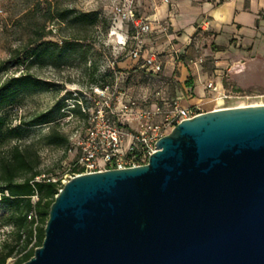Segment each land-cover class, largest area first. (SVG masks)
Listing matches in <instances>:
<instances>
[{"label": "water", "instance_id": "1", "mask_svg": "<svg viewBox=\"0 0 264 264\" xmlns=\"http://www.w3.org/2000/svg\"><path fill=\"white\" fill-rule=\"evenodd\" d=\"M21 264H264V103L200 112L146 163L69 178Z\"/></svg>", "mask_w": 264, "mask_h": 264}, {"label": "rangeland", "instance_id": "2", "mask_svg": "<svg viewBox=\"0 0 264 264\" xmlns=\"http://www.w3.org/2000/svg\"><path fill=\"white\" fill-rule=\"evenodd\" d=\"M47 1V2H46ZM123 0H0V83L12 75L28 73L41 80L49 81L47 89L21 93L17 102L0 113L6 112V122L15 126L23 120L47 109H55L62 105L55 114L60 130L68 137L75 131L83 132L86 126V116L70 107L76 102L75 94L81 98L82 104L89 113L95 107L103 104L102 99H94V88L106 89L110 95L108 111L110 117L118 121L124 130L135 131L141 127L146 118L137 116L135 111H153L159 107L162 111L151 115L148 121L164 127L165 116L174 105L188 106L197 110H211L218 106L217 100L222 93L229 95L221 105L227 107L240 104L264 103V65L247 71L244 80L239 85L228 80L222 74L223 90L206 91L198 100L191 102V93L182 94L175 79L177 71L158 72L144 69L138 60L129 57V51L134 47L130 40L131 28L126 21L116 27L112 22L115 16V6ZM154 0H132V6L137 17H141L143 6ZM61 7H73L78 11H97L99 20L86 31V39L79 43L71 42L72 34H81L79 25L66 27L50 20L47 10ZM40 32L45 38L62 44L66 41L65 60L57 65H43L37 61L28 64L13 57L14 50L21 48L29 41L38 38ZM41 40L34 42L39 44ZM125 42V43H124ZM147 47L146 44H143ZM206 45H204L205 47ZM203 47V45H201ZM142 53V51H141ZM140 53V54H141ZM175 59H183V54H173ZM184 60V59H183ZM191 79V74L187 77ZM228 84L223 85L224 80ZM236 86L240 90H236ZM112 94V95H111ZM129 101L135 105L131 111ZM80 111V108H79ZM61 113H64V115ZM83 113V112H81ZM47 131L45 125L32 126L18 140L20 144L34 143L40 156V168L52 176H58L62 181L68 180L69 165L73 153L64 147L43 145L38 137ZM170 131V130H169ZM168 131V132H169ZM167 132V133H168ZM14 139L10 142L13 143ZM5 208L0 203V245L11 238L10 227L3 225L2 213ZM15 256L8 257L4 264H14Z\"/></svg>", "mask_w": 264, "mask_h": 264}, {"label": "trees", "instance_id": "3", "mask_svg": "<svg viewBox=\"0 0 264 264\" xmlns=\"http://www.w3.org/2000/svg\"><path fill=\"white\" fill-rule=\"evenodd\" d=\"M47 12L49 19L56 20L58 24L66 27L79 25L81 34H72L71 37V42L75 43L85 40L86 31L99 20L97 11H78L73 7L53 8ZM44 38L45 33L40 32L36 41H29L22 49H15L13 57L22 63L27 61L28 64L37 61L43 65L61 64L66 57L67 42L59 44ZM38 40L41 42L35 45L34 42ZM142 47L140 66L146 69L142 65L143 55L149 50ZM2 64L4 65L1 62L0 66ZM226 84L228 83L225 79L223 85ZM49 86V81L28 73L6 78L0 83V111L13 106L21 93L47 89ZM235 89L240 90L238 87ZM61 107L62 105L58 104L55 109L42 111L15 126L6 122V112L0 113V203L5 208L2 224L9 226L11 233V238L0 245V264H4L11 256H15L14 264H21L28 260L34 249L42 243L49 207L62 187V182L60 177L52 176L40 168V156L33 142L20 144L18 140L32 126L45 125L47 131L40 134L38 140L43 145L64 147L68 151L69 137L60 130L58 118L55 117ZM71 111L87 116L79 111L78 103L74 104ZM62 114L64 115L61 113V116ZM13 139L14 142L10 144ZM73 154L75 156V153Z\"/></svg>", "mask_w": 264, "mask_h": 264}, {"label": "crops", "instance_id": "4", "mask_svg": "<svg viewBox=\"0 0 264 264\" xmlns=\"http://www.w3.org/2000/svg\"><path fill=\"white\" fill-rule=\"evenodd\" d=\"M143 8L141 18L151 24L146 49L158 54L164 71H177L191 102L210 92L208 82L223 90L222 74L239 85L264 65V0H154ZM177 52L184 60L173 58Z\"/></svg>", "mask_w": 264, "mask_h": 264}, {"label": "built area", "instance_id": "5", "mask_svg": "<svg viewBox=\"0 0 264 264\" xmlns=\"http://www.w3.org/2000/svg\"><path fill=\"white\" fill-rule=\"evenodd\" d=\"M164 1L168 2L169 0ZM114 14L112 23L116 27L120 26L123 21L129 24L131 28L129 38L134 44V47L129 51V57L137 60L140 57V49L144 44V35L151 30V24L135 15L132 0H123L121 4L116 5ZM142 65L147 70L158 72L161 68L158 54L154 51L144 54ZM206 88L210 91H217L213 82H208ZM104 91L106 89L94 88V99H102L103 104L95 107L91 113L86 111L81 98L78 94H75L74 100L78 103L80 111L87 115V118L83 132L75 130L69 136L70 146L68 152L75 153V156L69 165L70 175L68 179L81 173L131 167L146 163L149 155L155 149L156 141L162 135L166 134L181 120L205 111L192 109L188 106H179L176 103L170 113L165 116L163 127L158 123L148 121L151 115L162 111L159 107H155L153 111L137 110L135 111L137 116L147 120L141 123L139 129L130 132L124 130L118 121L110 117L111 113L108 109L110 108L109 99L111 97ZM227 97L229 95L222 93L220 97L222 103ZM221 104H218L216 108L227 107ZM129 105H131V108L127 109L124 106L121 110L125 108V111L132 112V107L135 105L134 101H129ZM63 183L64 181H62Z\"/></svg>", "mask_w": 264, "mask_h": 264}, {"label": "bare ground", "instance_id": "6", "mask_svg": "<svg viewBox=\"0 0 264 264\" xmlns=\"http://www.w3.org/2000/svg\"><path fill=\"white\" fill-rule=\"evenodd\" d=\"M218 104H221L222 103V99L221 98H218ZM252 104H258V103H252ZM259 104H262V103H259ZM242 105H245V104H240V105H237V106H242Z\"/></svg>", "mask_w": 264, "mask_h": 264}]
</instances>
